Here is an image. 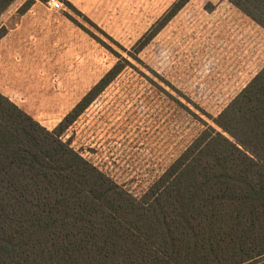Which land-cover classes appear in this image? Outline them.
Listing matches in <instances>:
<instances>
[{"label": "trees", "instance_id": "16d2710c", "mask_svg": "<svg viewBox=\"0 0 264 264\" xmlns=\"http://www.w3.org/2000/svg\"><path fill=\"white\" fill-rule=\"evenodd\" d=\"M229 1L264 28V0ZM128 64L52 131L0 93V264H264V68L137 198L62 140Z\"/></svg>", "mask_w": 264, "mask_h": 264}, {"label": "rangeland", "instance_id": "374dc122", "mask_svg": "<svg viewBox=\"0 0 264 264\" xmlns=\"http://www.w3.org/2000/svg\"><path fill=\"white\" fill-rule=\"evenodd\" d=\"M28 1L16 0L0 28L15 27ZM178 1L35 0L15 41L16 66L40 89L11 85L14 102L49 131L128 61L62 140L137 198L208 125L219 130L213 120L264 68V28L229 0H189L138 51Z\"/></svg>", "mask_w": 264, "mask_h": 264}, {"label": "crops", "instance_id": "0c3cea01", "mask_svg": "<svg viewBox=\"0 0 264 264\" xmlns=\"http://www.w3.org/2000/svg\"><path fill=\"white\" fill-rule=\"evenodd\" d=\"M36 6L37 4L35 3L26 13L20 14L22 18L21 21L15 27L7 29V35L0 40V93L9 98L19 108H21L19 104H17L16 101L14 102L11 92L12 89H10L11 85L14 89L21 91L23 94L30 92L31 89H40V82H38V80L33 82L24 68L19 69V67L16 66L17 63L14 58V50L20 45L15 41H17L18 36L22 34L23 24L26 18L28 19L35 11L34 9Z\"/></svg>", "mask_w": 264, "mask_h": 264}, {"label": "built area", "instance_id": "2783aa9c", "mask_svg": "<svg viewBox=\"0 0 264 264\" xmlns=\"http://www.w3.org/2000/svg\"><path fill=\"white\" fill-rule=\"evenodd\" d=\"M49 5L51 8H53L55 10H59L61 8V4L57 1H51V2H49Z\"/></svg>", "mask_w": 264, "mask_h": 264}]
</instances>
